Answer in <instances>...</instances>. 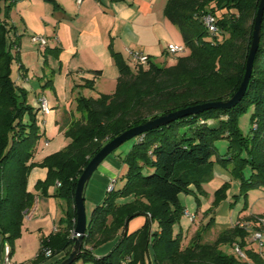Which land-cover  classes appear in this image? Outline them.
Wrapping results in <instances>:
<instances>
[{
    "label": "trees",
    "instance_id": "trees-1",
    "mask_svg": "<svg viewBox=\"0 0 264 264\" xmlns=\"http://www.w3.org/2000/svg\"><path fill=\"white\" fill-rule=\"evenodd\" d=\"M15 1L0 0L4 3L0 8L4 19L9 18ZM43 1L53 4V0ZM259 3L168 0L164 15L180 31L189 54L170 67L150 62L148 68L133 71L113 53L119 72L115 91L96 99L78 97L77 110L82 115L64 130L68 145L40 164L30 163L40 138L36 113L28 104L27 92L11 78V65L17 57L6 47L9 30L0 21V244L9 245L11 257L21 236L24 213L34 200L27 191L31 169L39 166L47 170L46 179L35 188L45 195L54 185V196L66 203L67 210L65 227L41 239L37 255L29 264L46 262V251H50V257L64 252V257L55 262L59 263L71 251L74 192L90 159L131 128L180 110L230 99L243 80ZM207 14L216 20L217 35H210L201 21ZM249 109L251 135L244 136L238 119ZM136 139L124 159L127 171L122 187H114L93 208L82 252L73 264H150L149 249L154 264H247L220 248L238 242L244 249L246 233L241 229L222 231L213 243L204 242V230L214 223L210 217L203 232L197 231L183 247V236L174 233V227L184 216L180 195H193L199 209L200 197H205L203 185L213 179L215 163L239 182L244 198L249 191L264 188V13L248 87L235 107L190 115ZM219 140L228 143L224 155H218L215 148ZM228 189L225 183L214 192L207 212L214 214ZM137 217L146 218L144 225L123 237L125 225ZM153 224L156 230H152ZM115 238L118 240L107 255H92L91 250ZM245 251L254 264H264L257 255Z\"/></svg>",
    "mask_w": 264,
    "mask_h": 264
},
{
    "label": "crops",
    "instance_id": "crops-1",
    "mask_svg": "<svg viewBox=\"0 0 264 264\" xmlns=\"http://www.w3.org/2000/svg\"><path fill=\"white\" fill-rule=\"evenodd\" d=\"M167 2L168 0H83L78 5L76 0H53V4L43 0H16L8 19L0 14V21L5 22L9 30L6 47L10 55L17 57L11 65V78L18 88L27 92V101L36 113L40 132L30 163H41L44 158L68 145L69 139L65 137L64 130L70 122L81 118L72 110L74 99H96L101 94L110 95L115 91L119 72L113 53L119 55L131 70L133 65L126 54L128 49L139 51L147 55L151 63L157 66L163 63L164 67L175 65L180 56L189 54L188 49L184 55L169 56L165 53L169 44L185 46L178 28L164 15ZM3 6L4 3L1 2L0 8ZM33 36L47 39V44L39 46L32 43ZM40 97L46 99L51 109L48 115H42L38 110ZM123 171V165L112 153L93 173L84 198L87 222L93 208L104 199L108 183L115 180L117 185V177H121ZM246 174L249 172L246 171ZM46 176L47 170L38 167H33L28 175L27 191L36 198V205L31 219L23 220L21 236L16 240L12 255L14 264L34 259L41 239L65 227L63 219L67 205L54 196L56 187L50 186L45 195L35 188ZM232 180L226 168L218 163L214 164L213 179L207 184H213L215 191L223 184H229L225 199L215 209L217 213L220 208H225L229 213L228 224L221 225L220 228H225L219 232L234 227L241 229V224L254 223L257 218H264V188L249 191L245 198L240 192L233 195V198H243V204L236 215L232 212L236 204L235 201H229ZM207 184L203 185L205 197H200L199 209L195 207L193 212L182 204L185 210L196 217L191 222L192 230L187 234L174 228V233L182 234L183 241L186 238L189 240L191 233L194 235L198 231L194 226L196 219L209 209L202 208L203 200L208 195L204 188ZM212 201L207 202L210 207ZM223 203L224 206L221 207ZM145 221V217L131 220L127 224V233L141 228ZM152 230H156L155 224L152 225ZM241 230L246 233L244 250L257 255L249 247V231ZM117 240L115 238L91 250L92 255L96 258L107 255ZM4 243L0 244V259L3 257ZM236 243L238 242L233 244ZM230 248L232 251V246ZM20 250H24V253L29 250L34 252L22 258L19 256ZM231 254L234 255L233 251ZM64 255V252H60L42 264H55ZM148 257L150 264H154L150 249ZM242 262L254 264L248 257Z\"/></svg>",
    "mask_w": 264,
    "mask_h": 264
},
{
    "label": "water",
    "instance_id": "water-1",
    "mask_svg": "<svg viewBox=\"0 0 264 264\" xmlns=\"http://www.w3.org/2000/svg\"><path fill=\"white\" fill-rule=\"evenodd\" d=\"M264 13V0H260L257 13L254 19L253 32L251 44L249 47V53L245 65V73L243 80L237 90V92L228 100L207 103L192 108L177 111L175 113L168 114L166 116L159 117L157 119L148 121L147 123L138 127L131 128L115 139L105 144L88 162L87 166L83 169L81 175L78 177L76 183V189L74 192L73 203L75 208V226L72 235V246L70 253L59 263L55 264H73L77 261L78 256L82 252L83 239L87 228V217L84 206V198L86 187L89 183L93 173L97 170L99 165L112 153H114L122 144L134 139L147 131L157 129L161 126L167 125L178 119L188 117L197 113H201L211 109H230L235 107L245 95L248 87V83L252 74L253 62L258 50L261 32V23ZM127 234V224L123 230V237Z\"/></svg>",
    "mask_w": 264,
    "mask_h": 264
},
{
    "label": "rangeland",
    "instance_id": "rangeland-1",
    "mask_svg": "<svg viewBox=\"0 0 264 264\" xmlns=\"http://www.w3.org/2000/svg\"><path fill=\"white\" fill-rule=\"evenodd\" d=\"M186 50H187V48H186ZM180 57H182V56H180ZM159 65L160 66H163L164 64L161 63ZM132 70H133V68H132ZM72 103L74 104L72 110L74 111V113L78 117H81L82 113L77 110L76 99H74V101ZM251 111L252 110L249 109L247 112H245L244 114H242L239 117V119H238V127H239L240 131L242 132V134L244 136L251 135V128H252V125H251V122H250ZM25 121H27V118L25 119ZM136 141H137L136 138L131 139V140L125 142L124 144H122L114 152V154L118 158V161L124 167V171H123V174L121 175V177H117L118 178V183H117V185L115 184V188H121L122 185H123V183H122V177L125 175V173L127 171V166L124 163V159H125L126 155L130 152V150L132 149V147L136 143ZM227 146H228V143H227L226 140H219V141H217L215 143V148L217 150L218 155H223L224 153H226ZM35 164H40V163H35ZM34 167L42 168V167H39V166H34ZM245 176H248V175H245ZM204 188H205L206 192L208 193V195L203 200L202 208L203 209L204 208L207 209V208H210V205H208L207 202H208V200H210V201L213 200V193H214L215 189H214V185L213 184H209V185L207 184V185H205ZM239 192H240V190H239V182L237 180H234L233 179L232 180V183H231V186H230V193H231V195H230L229 201L230 202H234V201L236 202V204L234 206V209L232 211V212H235L234 213L235 215L237 214V212L240 211L241 206L243 204V200H242L243 198H233V195H237ZM180 201H181V203L188 210L195 212V209H196L195 208L196 207L195 205H196V203H195V200H194V196L193 195H191V194H181L180 195ZM223 206H224V203L222 204L221 207H223ZM228 215H229V213L227 212V209L225 210V208H224V210H223V208H220L217 213L214 211V214H212L210 211H208V212L206 211V212H203L202 217L201 216L197 217L194 226L197 227V229H198L199 232H203V230H204V228H205L208 220L210 219V217H212L214 219V225H212L208 229H205L204 230L205 231L203 233V240H204V242L213 243L217 239L218 235L221 233L219 231H221L223 228H225V227L220 228L221 225L224 226V225H227L228 224V219H229ZM155 228H156V224H155ZM174 228L177 231L178 230H181L183 234H187L190 230H192L193 226H192L191 221L187 217L182 216L179 224H177ZM196 232H197V230L194 232V234ZM193 236L194 235H193V232H192L191 235H190V239L188 240L186 238V240L183 241L182 246L185 247L189 243V241L191 240V238ZM15 248H16V242H15ZM220 248L225 253L231 254V252H232L231 251V248L229 246H221ZM28 252H25L24 253V250H20V255L19 256H21L22 258L23 257H27V256H29V254H32V252H34V251L29 250ZM32 260L33 259H29V261H26V263H23V264H29ZM78 264H91V263L79 262Z\"/></svg>",
    "mask_w": 264,
    "mask_h": 264
},
{
    "label": "built area",
    "instance_id": "built-area-1",
    "mask_svg": "<svg viewBox=\"0 0 264 264\" xmlns=\"http://www.w3.org/2000/svg\"><path fill=\"white\" fill-rule=\"evenodd\" d=\"M83 0H76V3L79 5L82 3ZM201 21L204 25V27L207 29V31L210 33V35H217L218 29L216 27V20L212 15H203L201 17ZM31 41L34 44H37L39 46L46 45V39L39 36H33L31 37ZM14 50H16V47H14ZM186 52L185 46H176L173 44H169L166 47L165 53L169 56H177V55H183ZM126 54L128 55L130 62L133 65V69L141 68H148L150 64V59L147 55L135 51V50H126ZM38 110L42 115H48L51 112L50 107L48 106V103L44 97L39 98L38 103ZM116 181L111 180L106 187V193L111 192L115 187ZM57 186H59V183H57ZM36 205V198L33 200V204L29 209H27L24 213L23 220L28 221L31 219L33 212L35 210ZM184 216L187 217L191 222L195 221V214L188 212L187 210H184ZM241 229L249 231V247L258 255L259 258L264 260V218H257L254 223H245L241 224L239 226ZM73 235V230L71 231V237ZM10 247L7 243H4L3 245V257L0 259V264H14L12 261V257L10 254ZM232 251L234 256L240 260V261H246L247 260V254L246 251L239 246V244H233ZM46 257L50 258L51 253L50 251L45 252Z\"/></svg>",
    "mask_w": 264,
    "mask_h": 264
}]
</instances>
